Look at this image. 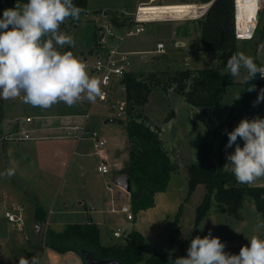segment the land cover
Listing matches in <instances>:
<instances>
[{
  "label": "rangeland",
  "instance_id": "374dc122",
  "mask_svg": "<svg viewBox=\"0 0 264 264\" xmlns=\"http://www.w3.org/2000/svg\"><path fill=\"white\" fill-rule=\"evenodd\" d=\"M139 1L144 0H88L87 9L81 12L79 20L69 17L60 25L59 31L71 37L75 41V46L66 44L61 47L56 45L57 50L61 53L72 52L79 60L83 56L93 60L95 53L97 54L100 50L103 52L121 41V49L131 52L130 63L127 67L129 69L127 70L142 73L144 78L148 76L147 74L153 73L151 78H147L151 84L154 81L156 84L152 85L148 100L138 110H141L145 115L146 123L161 129L160 138L163 140V145L168 149L171 160L177 164V168L171 172L168 183L169 191L167 194L170 197L167 200L172 203L167 202L164 207L160 205V208H151L148 211L141 210L139 215L142 225L140 229L145 241L144 254L148 255L154 251L164 252L171 249L180 251V257H186L191 240L197 236L204 238L211 232L213 238H219L221 243L225 245L224 251L226 253L238 255L242 247L250 246L249 240L253 235L264 239V228H256L259 222H264V214L258 211L255 200L250 196L244 199L238 217L218 211L215 201L211 197L210 207L203 217L196 221V209L205 194L206 187L203 183H199L190 190L187 168L192 161L198 158L205 131H208L207 145L210 147L211 157L214 158L217 147L220 145L218 144L219 140L228 127L233 131L243 119L252 120L257 116L264 119V102L253 107V101L257 99L261 89L253 84L251 88L255 85L254 91H245L247 82L244 80V76L247 73L242 68L240 75L234 77L235 82L228 86L227 92L217 106H206L203 111H196L185 97L175 89L176 82L172 80L175 77L176 69L209 67L217 65L220 61L221 52L214 51L209 56L197 45L201 34L200 26L198 27L197 24L198 19L205 16V13L202 14L201 12H205L207 7H202L200 4L202 2L198 0H191L192 2L157 0L156 3L164 5L197 4L198 8L196 12H191L182 19L146 22L143 32L138 35L125 36L124 28L132 22V12ZM247 1L248 6L256 7L257 3H253L252 0ZM16 3L17 0H0V18H2L5 9L14 8ZM20 3L24 4L25 2L20 0ZM260 11V32L258 33L260 41L258 45H255L254 39L239 40L237 43L246 56L252 59L255 57L257 61L264 63V6ZM195 15H201V17H194ZM104 25L113 28L114 32L110 35L105 31L106 41L103 44L100 39ZM177 36H189L191 41L187 46H181L179 43L174 45V39ZM121 37L123 38L121 39ZM47 38L45 37V39ZM158 42H163L164 53L155 52ZM141 57L144 58L141 59ZM88 73L91 77L99 80L100 75L98 73L90 70ZM124 75L121 78L113 76L108 85L104 87L106 91H109L108 99L95 103L89 102L86 96H82L71 107L60 102L48 109H42L25 103L23 96L12 99L3 98L4 104L7 103L10 106L11 119L14 115L17 120L26 114L32 116L36 114L35 127L37 132L49 135L50 137L45 139H50L52 143H67L68 151L73 150L72 144L75 139L54 135L65 133V126L77 123L71 119V116L78 114L83 115V119L88 117V121L91 120V124L94 125L93 130L98 132L100 136L117 134L121 138H125L127 148L124 149L120 146L121 148L115 154L116 159L120 161L121 170L118 167H113L107 174H102L98 170V156L96 154L84 157L85 161L80 167H77L71 157L73 154L66 155L63 151L61 172H58L59 176L52 185L51 194L44 197L39 205H36L40 206L45 213V219L39 220L35 218L36 206L32 204L33 200L44 196V190L39 187L37 180L40 177L38 169L34 168L36 170L34 171V179L25 189L26 193L21 189L23 201L24 198L29 201L23 202L25 206L17 203L11 204L12 199L9 200L6 191H4L7 182L5 184L2 179L13 178L14 174L8 176L6 173L10 169H6L5 165L2 164L6 160L2 144L8 142L2 137L4 133L2 130H5L7 125L10 127L13 123H4L3 117L0 122V165H2V170L0 169V264H19V258L22 256L29 260V264L33 258H37V264H54L52 259L46 255L51 249L44 243V232L48 227L61 229L58 226L65 221L83 222L90 221L92 218L97 219L100 226V240L104 244L114 241V243H120L124 240L123 236L113 235L115 229L129 232L130 228H134L133 221L137 219L140 211L132 221L125 217L122 221L121 213L106 210V207L101 208L98 203L94 204L99 211L91 210L92 203L87 200V198H95L101 202L105 198L109 200L111 194L105 185L108 181L107 183L115 188L121 187L119 188L121 190L115 191L116 207H121L122 202H126L128 191L121 185L114 183L115 175L120 172H127L129 162L126 128L128 117L126 111L122 115L117 114L120 102H127L125 90L121 83ZM188 81L186 80L185 83ZM238 95H240V99L236 100ZM245 100H248L247 107L242 112L241 108H245V106L241 104ZM68 113L70 116L66 115ZM42 115L45 116L42 117ZM109 115H114L115 119L105 123V119ZM238 140L242 141L240 146L243 147L244 141L239 138ZM83 142L90 146L92 139L83 140ZM227 143L228 141L223 142L222 145V154L225 159L226 154H232L235 151V145L226 149ZM225 163L226 168L232 170L227 159ZM26 180L28 181L25 177ZM261 182H264V177L258 178L250 184L259 185ZM5 205L7 207H22L25 220L23 229L8 221L4 214V210L7 209ZM63 211H67V213H62ZM60 253L59 262L76 264L78 259L80 264H83L81 256L75 250Z\"/></svg>",
  "mask_w": 264,
  "mask_h": 264
},
{
  "label": "trees",
  "instance_id": "16d2710c",
  "mask_svg": "<svg viewBox=\"0 0 264 264\" xmlns=\"http://www.w3.org/2000/svg\"><path fill=\"white\" fill-rule=\"evenodd\" d=\"M27 3V0H21ZM195 1V0H194ZM207 2L211 0H198ZM186 2H192L186 0ZM73 4L82 10L87 9L88 0H73ZM171 5V4H167ZM177 5V4H174ZM205 16L198 19L201 41L200 49L210 52H221L217 65L202 68L184 67L176 69L175 89L193 106L203 110L206 106H217L228 90V86L235 82V78L226 70L227 60L235 53L242 52L234 36L233 0H212L205 11ZM259 19L256 26L255 45H258ZM258 37V38H257ZM251 40V39H248ZM254 45V46H255ZM257 66L260 61L254 57ZM152 77L153 73L147 74ZM144 74L126 70L121 83L125 90L128 140V170L130 176V200L134 217L141 210L154 206L155 194L165 191L168 187L171 172L177 164L170 158L168 149L163 145L157 128L146 123L145 115L138 108L148 100L151 88ZM189 80L188 83H185ZM256 84L264 89V80L259 74L251 82L245 84L246 90ZM249 94V93H248ZM249 96V95H248ZM249 100V99H248ZM248 100L242 102L245 106ZM4 100L0 98V122L4 117ZM228 127L222 134L214 158L211 157L208 143V131L204 132L199 155L188 165V183L190 190L199 183L206 187L205 194L197 206L195 220H199L206 213L213 197L216 208L220 212L238 217L244 199L250 196L255 200L258 211L264 214V183L262 185L241 184L235 179L232 170L226 168V159L222 154L223 142L228 141ZM40 206L36 208V218L45 219ZM44 243L58 252L76 251L83 264H87L84 254L90 253L101 259H115L122 264H169V255L173 260L180 257V251L167 249L164 252L144 254V235L137 228H131L120 243L104 244L100 240V226L95 221L65 223L61 229L48 227L44 232Z\"/></svg>",
  "mask_w": 264,
  "mask_h": 264
},
{
  "label": "clouds",
  "instance_id": "9594fccd",
  "mask_svg": "<svg viewBox=\"0 0 264 264\" xmlns=\"http://www.w3.org/2000/svg\"><path fill=\"white\" fill-rule=\"evenodd\" d=\"M258 3V0H252ZM83 10L73 0H20L14 8L5 9L0 18V98L12 99L23 93L25 103L33 107L48 109L63 102L71 107L82 96L95 103L102 97L101 81L91 77L86 65L72 52L61 53L56 45L75 46V41L59 31L60 25L71 17L79 20ZM45 37H48L45 39ZM246 70L244 80L251 82L257 74L264 78V66H257L254 60L242 52L233 54L227 60L226 70L233 77ZM255 90V85L249 92ZM240 99V95L236 100ZM264 102V89L259 91L253 107ZM226 149L235 145L232 154H226L235 179L241 184H250L264 177V119L259 116L252 120L243 119L231 132H227ZM244 141L241 147L237 143ZM13 174L12 170L6 173ZM256 228H264L259 222ZM250 246L240 249L238 255L226 253L225 245L219 238L209 235L191 240L186 257L169 264H264V239L251 237ZM19 264H29L25 257ZM31 264H37L33 258Z\"/></svg>",
  "mask_w": 264,
  "mask_h": 264
},
{
  "label": "crops",
  "instance_id": "0c3cea01",
  "mask_svg": "<svg viewBox=\"0 0 264 264\" xmlns=\"http://www.w3.org/2000/svg\"><path fill=\"white\" fill-rule=\"evenodd\" d=\"M244 11V15L246 16V18L250 17V12L243 10ZM180 19V18H179ZM164 20V19H163ZM163 20H158V21H163ZM150 22V21H149ZM152 22V21H151ZM198 24V23H197ZM199 27V24H198ZM200 29V28H199ZM113 30V28H112ZM114 32V31H113ZM123 37H121L122 39ZM191 41V37L189 36H182V37H175L174 39V45H177L179 43V45H184L187 46ZM200 41H201V34H200V38H198L197 41V45L198 48L200 49ZM121 41H119L117 44L118 47L121 49L120 47ZM123 50V49H121ZM202 51H204L207 55L210 56L211 53H213L214 51H210L207 52L205 50H203L202 48L200 49ZM124 52H129L130 55V51L128 50H123ZM155 52H157L155 50ZM160 53V52H158ZM86 57V56H83ZM146 57V56H145ZM144 57H141V59H143ZM261 62V61H260ZM263 63V62H261ZM192 68V67H191ZM193 68H198V67H193ZM129 69V68H127ZM133 70V69H131ZM188 102V101H187ZM189 103V102H188ZM190 104V103H189ZM191 107H193L196 111L201 110L198 107H195L193 105L190 104ZM7 108H8V112H7ZM10 111V106L9 104H4L3 106V112H4V120L3 122L9 124L11 122V126L5 128V130H2V132H6V131H12L16 128L17 126V121H16V117L14 115V117L11 119L12 117V113L9 112ZM203 111V110H201ZM73 113V112H71ZM70 113L66 114L68 116ZM35 115L33 114H26L23 117L26 116H31L34 117V125H36V121H35ZM45 115H42V117H44ZM114 115H109V117H106L105 119V123L109 122L111 119H109L110 117H113ZM22 117V118H23ZM83 115H72L71 119L74 120V122L76 121L77 123L79 122H83V120L85 121V119H83ZM83 119V120H82ZM9 121V122H8ZM88 121V119H87ZM86 121V124H87ZM3 123V124H4ZM88 131H92L94 125L91 124V120L88 121ZM159 131V135L161 137V129L157 128ZM105 139V143L103 145V150L101 151L102 156H104L110 166V170H112L113 167H118V169H120V161H118L116 159L115 154L117 153V151L121 148L120 146H122L124 149H126V143H125V138H121L119 135H106V136H101ZM91 139V138H90ZM89 138H84V139H80V140H76L73 142V150L68 151V144L65 142H60L61 144H56V142H51L50 139H45V138H41V139H34V140H25V141H19V142H7V143H3V150L4 154L6 156V160L4 161V163H2L3 165H5V168L12 170L14 177L11 179L10 177L8 179H2V182H7L6 187H4V191H6V195L7 198H9V200H11L12 202H10L11 204H21L23 206H25V202H29L27 201V198H24L23 201V194L21 192V189L23 190V192H25V189L28 188L29 183L34 179V168L38 169L39 171V187H41L42 190H44V196H40L39 199H35L33 200L32 204L39 205L40 201L44 198V197H48L51 194V190L53 189L52 185L54 183V181H56V178L59 176L58 172H61V164L63 162V155L62 152L65 151L66 155H70V153H72L73 155H71L72 160L74 159L75 163L77 164V167H80L81 164L85 161L84 157L86 156H90L91 154H96L98 156V163L101 159L100 155L98 153H96V149L93 146V141L91 143V145H86L85 142H83V140H90ZM162 140V139H161ZM163 141V140H162ZM128 143V140H127ZM129 148V147H128ZM129 150V149H128ZM97 163V165H98ZM2 168V165H0V169ZM2 170V169H1ZM121 170V169H120ZM36 173V172H35ZM110 173V172H109ZM120 174H128L127 172H120L117 175ZM115 175V177L117 176ZM25 177L28 179V181H25ZM108 182V181H106ZM15 183V186H13V184ZM264 182H261L260 185H262ZM111 185V184H110ZM121 187H113L112 185V190H108L111 194V198L108 200L107 198H105L102 202L100 200H96L95 198H87L88 201H91L92 203V207L91 210H95V211H99L96 208V205L94 203H98L99 206L102 207H106V210L109 211H113V212H117V213H121L120 211H118L119 207H116V203H115V191L117 192ZM169 191V188L167 187V189L165 191H159L155 194V205L149 207V209L151 208H160V205L162 207H164L167 202H171L168 201L167 198L170 197L167 193ZM26 193V192H25ZM5 195V194H4ZM127 195V194H125ZM25 197V196H24ZM19 200V201H16ZM130 200V191L128 192L127 198H126V202H122V205H124V203H129ZM167 200V201H166ZM21 202V203H19ZM36 202V203H34ZM172 203V202H171ZM169 203V204H171ZM104 205V206H103ZM114 206L117 210H112L111 207ZM6 208H10L7 207V205H5ZM37 208V206H36ZM36 208H35V213H36ZM100 208V210H102ZM149 209L146 210H142V211H148ZM45 210V209H44ZM5 211V210H4ZM62 213H67V211H63ZM90 213V212H89ZM141 213V211L138 213V217L135 221H133V226L136 227L138 230L141 231V222L140 219L141 217L139 216ZM121 219L122 221L124 220V215L123 213H121ZM24 217V214H23ZM153 217V216H152ZM36 218V217H35ZM25 221V220H24ZM36 221V219H35ZM88 221V220H87ZM90 221H95L96 223H98L97 219L92 218ZM132 221V220H131ZM76 222H80V221H76ZM85 222V221H83ZM65 223H72V222H62L61 225H59L58 227L62 228ZM131 229V228H130ZM39 235V234H38ZM115 242V241H114ZM112 242V243H114ZM112 243H109L107 245H110ZM51 249V248H50ZM47 257L52 259V262H54V264H64L63 262H59L60 261V255L61 253L58 251H54L51 249L50 252L46 253ZM76 264H80V261L77 259Z\"/></svg>",
  "mask_w": 264,
  "mask_h": 264
},
{
  "label": "built area",
  "instance_id": "2783aa9c",
  "mask_svg": "<svg viewBox=\"0 0 264 264\" xmlns=\"http://www.w3.org/2000/svg\"><path fill=\"white\" fill-rule=\"evenodd\" d=\"M157 0H144L139 1L136 5L135 10L132 12V22L129 25L125 26L124 34L126 35H138L145 29V23L149 21H158L163 19H179L175 15H167L165 11L162 10L164 4L156 3ZM211 1L202 2L201 5L208 4L206 7L208 8L211 4ZM264 6V0H258L256 5V12L249 17L250 20L245 21V15L241 12V1L233 0V12H234V36L236 40H248L252 39L256 33V26L260 16V9ZM154 7V8H153ZM157 7V8H155ZM157 10V11H154ZM207 10V9H206ZM206 13V12H201ZM201 14V15H202ZM201 15H197L201 17ZM196 17V16H194ZM254 21V22H253ZM108 32L110 35L113 34V30L108 26L104 25L103 32H101L102 37L100 39L101 43H105L106 34ZM156 51L160 53H164V44L163 42H158L156 45ZM95 58L93 60H89L86 57L81 58V62L86 65L87 70L96 72L100 75L99 80L101 81V90L102 97H98L97 101H104L108 99L109 91H106L104 88L111 81L113 76L121 78L127 70L128 64L130 63V55L129 52H124L121 50L118 45H112V47L104 50L103 52L98 51L95 53ZM259 66H264V63H260ZM260 77V76H259ZM264 80V78H261ZM23 94L21 93L20 97ZM126 102H120L118 105V115H122L125 111ZM88 118V117H87ZM17 126L12 131H6L2 134V137L6 139L8 142H19L25 140H34L41 138H48L49 135L39 134L34 125V117L26 116L23 118H19L16 120ZM87 119L83 122L79 123H71V125L65 126L66 131L63 134L54 135L56 137L63 138H74L76 140L91 138L93 141V146L96 149V153H98L101 157L98 163V170L102 174H107L110 172V166L104 156H102L101 151L103 150V145L105 143V139L100 136L98 132L95 130L88 131ZM89 134V135H87ZM115 183V182H114ZM107 189L112 190V185L109 183H105ZM112 210H117L114 206L111 207ZM118 211L123 213L127 220H133L134 212L131 207V203H124L121 207L118 208ZM5 217L8 221L13 222L18 228L23 229L24 227V217L22 212V207L15 206L7 208L4 211ZM128 234V231H120V229H115L113 231V235L115 236H123L125 237Z\"/></svg>",
  "mask_w": 264,
  "mask_h": 264
},
{
  "label": "bare ground",
  "instance_id": "6f19581e",
  "mask_svg": "<svg viewBox=\"0 0 264 264\" xmlns=\"http://www.w3.org/2000/svg\"><path fill=\"white\" fill-rule=\"evenodd\" d=\"M240 1H241V9L240 10H241L242 14H244L243 10H246L249 12L251 11L250 16H252L256 12L255 11L256 7L255 6H252V7L248 6L247 0H240ZM207 5L208 4L201 5V6L205 8ZM155 8H157V7H155ZM161 8L163 11L166 12L167 15H172V16L175 15L176 17L182 19L183 17H185V15L190 14L191 12H196L198 5L197 4L196 5H193V4L163 5V7H161ZM154 11H157V10H154ZM195 16H197V15H195ZM248 20H250V19L245 17V21H248Z\"/></svg>",
  "mask_w": 264,
  "mask_h": 264
},
{
  "label": "water",
  "instance_id": "95a60500",
  "mask_svg": "<svg viewBox=\"0 0 264 264\" xmlns=\"http://www.w3.org/2000/svg\"><path fill=\"white\" fill-rule=\"evenodd\" d=\"M109 119L114 120V117H110ZM1 135V132H0ZM237 143L239 145L242 143V141L238 140ZM114 182L117 183L118 185H121L126 189V191H130L131 185H130V176L128 174H120L117 175L114 178ZM39 222V221H38ZM85 261H87V264H122L119 260L115 259H101L96 257L95 255H92L90 253H85L84 254Z\"/></svg>",
  "mask_w": 264,
  "mask_h": 264
}]
</instances>
